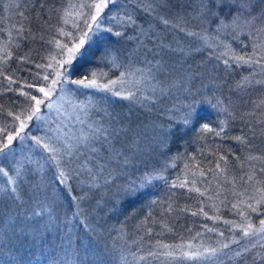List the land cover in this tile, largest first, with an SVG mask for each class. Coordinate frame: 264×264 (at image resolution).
Wrapping results in <instances>:
<instances>
[{"label":"trees","instance_id":"1","mask_svg":"<svg viewBox=\"0 0 264 264\" xmlns=\"http://www.w3.org/2000/svg\"><path fill=\"white\" fill-rule=\"evenodd\" d=\"M78 2L0 0V148L31 115L63 37L87 32L63 65L70 80L109 81L142 55L157 60L155 89L104 117L116 119L114 151L0 190V264H264L258 236L216 261L187 256L229 240L224 222L243 219L228 196L264 183V82L251 76L264 0H113L97 28L73 15Z\"/></svg>","mask_w":264,"mask_h":264},{"label":"rangeland","instance_id":"2","mask_svg":"<svg viewBox=\"0 0 264 264\" xmlns=\"http://www.w3.org/2000/svg\"><path fill=\"white\" fill-rule=\"evenodd\" d=\"M112 1L79 0L77 5L79 7L73 15L77 13L79 18L83 13L86 16L89 14L86 28L104 26L105 22L101 19L104 16L103 11L113 13L111 7L107 6L108 8L105 9L104 6L110 5ZM100 3L104 6L97 12L95 5ZM110 19H113L111 15ZM86 33L81 32L79 39L73 40L71 44L64 41L67 37H61L62 40L55 43L61 53L57 60L47 64V69L44 71L47 74L43 77L46 84L40 87L46 91L50 90L49 95L45 96L39 91L40 88L36 89V99L42 103L37 105L34 101L31 115L25 116L16 124L15 131L8 135L13 137L11 145L4 153H0V190H13L28 172L39 175L40 171L48 165L64 166L63 162L69 163L78 157L82 163H88L86 161L94 158L100 145L108 151H114L113 140L118 139L116 138V119L104 117L109 115V110L114 105H124L128 109L134 101L147 98L149 90L155 89L152 78L156 73L157 60L146 61L142 55L139 61L129 59L116 78L106 82L96 81L99 87L89 86V81L93 80H83L84 84H79L76 81L81 80H70L65 76L63 65L80 47ZM251 76L254 79L261 77V82H264V62L257 63ZM53 81L56 83L53 84ZM21 122L24 124L23 128H21ZM83 154L85 155L82 158L80 155ZM110 159H113V153L106 152L104 164ZM253 184L254 188L248 189L245 193H239L238 198L228 196L234 197L232 206L239 211L238 214L243 219L238 218L240 222L242 221L241 224L234 220L224 222L230 226L229 240L220 243L221 240L216 238L214 241L216 246L211 245L208 250L205 248L206 251L198 250L201 246L197 249L196 244L194 249L188 250L189 260L199 258L210 261L214 258L213 260L216 261L223 255L222 248L228 243L232 246L236 243V246H239L237 243L248 242L255 236L264 240V224L261 223L264 221V215L259 221H254L252 218V214L263 212L260 206L264 208V183L256 180ZM247 211L248 216H246ZM221 237L223 238L222 235ZM189 244L194 245L193 242ZM228 250L229 247L226 248L225 253H228Z\"/></svg>","mask_w":264,"mask_h":264},{"label":"snow or ice","instance_id":"3","mask_svg":"<svg viewBox=\"0 0 264 264\" xmlns=\"http://www.w3.org/2000/svg\"><path fill=\"white\" fill-rule=\"evenodd\" d=\"M103 6H104L103 3L96 4V5H95V8H96L97 12H99V10H100ZM93 19H95V17H93ZM81 43H83V41H81ZM55 83H56V81H53V84H55ZM76 83L84 84V81H83V80H81V81H76ZM89 86H97V87H99V85L96 84V81H95V80H93V81H89ZM39 91L42 92V93H44L45 96H48L50 90H47V91H46L44 88H40ZM31 99H33L37 105H39L40 103H42V101L36 99V97H31ZM29 119H31V117H29ZM23 126H24V124H23V122H21V128H23ZM205 127H206V126H205ZM17 135H19V133H17ZM12 140H13V137H12V136H8V137H7V142L4 143V145H3L2 148H0V153H4V152H5V150L11 145ZM261 223L264 224V221H261ZM246 234H247V233H246Z\"/></svg>","mask_w":264,"mask_h":264}]
</instances>
